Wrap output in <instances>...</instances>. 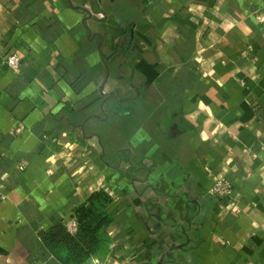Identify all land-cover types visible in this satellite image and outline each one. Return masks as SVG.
I'll list each match as a JSON object with an SVG mask.
<instances>
[{
  "label": "crops",
  "instance_id": "1",
  "mask_svg": "<svg viewBox=\"0 0 264 264\" xmlns=\"http://www.w3.org/2000/svg\"><path fill=\"white\" fill-rule=\"evenodd\" d=\"M0 181V264L97 193L85 264H264V0H0Z\"/></svg>",
  "mask_w": 264,
  "mask_h": 264
},
{
  "label": "trees",
  "instance_id": "2",
  "mask_svg": "<svg viewBox=\"0 0 264 264\" xmlns=\"http://www.w3.org/2000/svg\"><path fill=\"white\" fill-rule=\"evenodd\" d=\"M110 199L97 193L75 210L77 232L71 234L59 225L44 238L49 252L62 264H85L92 256L100 255L105 248V230L112 219L107 213Z\"/></svg>",
  "mask_w": 264,
  "mask_h": 264
},
{
  "label": "built area",
  "instance_id": "3",
  "mask_svg": "<svg viewBox=\"0 0 264 264\" xmlns=\"http://www.w3.org/2000/svg\"><path fill=\"white\" fill-rule=\"evenodd\" d=\"M4 62L9 69L18 71L21 64V58L17 54H11L4 58ZM6 189L7 186L4 184V182L0 181V202L7 199ZM233 193L234 191L231 183L224 177L217 179L211 188L212 195L219 198L225 207L230 208L239 214L240 210L237 208V202L233 197ZM68 229L71 234H75L77 232L76 222L70 223L68 225Z\"/></svg>",
  "mask_w": 264,
  "mask_h": 264
}]
</instances>
